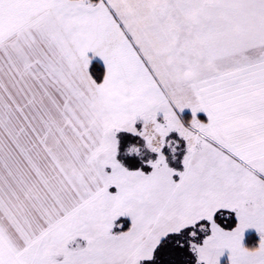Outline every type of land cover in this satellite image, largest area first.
I'll use <instances>...</instances> for the list:
<instances>
[{
    "label": "snow or ice",
    "instance_id": "snow-or-ice-1",
    "mask_svg": "<svg viewBox=\"0 0 264 264\" xmlns=\"http://www.w3.org/2000/svg\"><path fill=\"white\" fill-rule=\"evenodd\" d=\"M0 264H264V0H0Z\"/></svg>",
    "mask_w": 264,
    "mask_h": 264
},
{
    "label": "trees",
    "instance_id": "trees-1",
    "mask_svg": "<svg viewBox=\"0 0 264 264\" xmlns=\"http://www.w3.org/2000/svg\"><path fill=\"white\" fill-rule=\"evenodd\" d=\"M189 117H190V113L186 112V113H185V118L187 119V118H189ZM248 242H249V243H252L253 241L249 240Z\"/></svg>",
    "mask_w": 264,
    "mask_h": 264
},
{
    "label": "crops",
    "instance_id": "crops-1",
    "mask_svg": "<svg viewBox=\"0 0 264 264\" xmlns=\"http://www.w3.org/2000/svg\"><path fill=\"white\" fill-rule=\"evenodd\" d=\"M189 118H190V117H189ZM201 118H202V119L204 118L202 114H201Z\"/></svg>",
    "mask_w": 264,
    "mask_h": 264
}]
</instances>
